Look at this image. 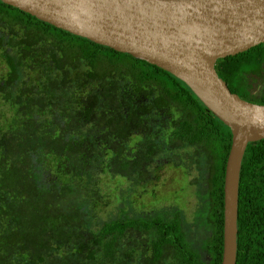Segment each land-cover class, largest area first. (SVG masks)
I'll return each instance as SVG.
<instances>
[{
	"label": "trees",
	"instance_id": "trees-1",
	"mask_svg": "<svg viewBox=\"0 0 264 264\" xmlns=\"http://www.w3.org/2000/svg\"><path fill=\"white\" fill-rule=\"evenodd\" d=\"M214 69L264 105V42ZM230 138L167 71L0 1V264H220ZM176 164L201 181L196 226L154 203ZM236 206L234 264H264V139L246 143Z\"/></svg>",
	"mask_w": 264,
	"mask_h": 264
},
{
	"label": "water",
	"instance_id": "water-1",
	"mask_svg": "<svg viewBox=\"0 0 264 264\" xmlns=\"http://www.w3.org/2000/svg\"><path fill=\"white\" fill-rule=\"evenodd\" d=\"M0 1L167 71L229 128L220 264H234L238 172L246 143L264 139V105L230 92L214 63L264 42V0Z\"/></svg>",
	"mask_w": 264,
	"mask_h": 264
},
{
	"label": "rangeland",
	"instance_id": "rangeland-1",
	"mask_svg": "<svg viewBox=\"0 0 264 264\" xmlns=\"http://www.w3.org/2000/svg\"><path fill=\"white\" fill-rule=\"evenodd\" d=\"M255 92L257 93V89ZM182 169V164H176L172 168L166 169L160 173L159 179L154 187V189H157L160 193L158 192V197H156L154 203L159 205L160 208H177L187 225L191 224L196 226L197 223L193 221L198 222V218L202 216V211L200 209L201 205L197 206L199 202L197 199L201 197L196 194L194 188L196 187L202 192V190H200L202 187H199L201 181L197 171L193 168H189L186 171H182ZM199 172L203 176L205 174V169L201 168ZM114 184V181H107V188H112ZM110 207L112 206H109V208ZM113 211H115V209ZM191 230L194 231L193 236L198 238L195 227H191ZM204 231L206 232L203 226L198 227V232L200 234ZM194 247L196 246L194 245Z\"/></svg>",
	"mask_w": 264,
	"mask_h": 264
}]
</instances>
